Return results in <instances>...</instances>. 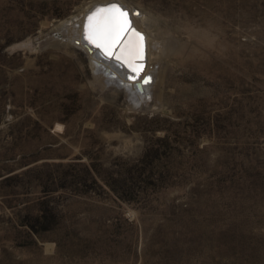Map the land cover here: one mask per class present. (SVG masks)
<instances>
[{
    "label": "rangeland",
    "instance_id": "1",
    "mask_svg": "<svg viewBox=\"0 0 264 264\" xmlns=\"http://www.w3.org/2000/svg\"><path fill=\"white\" fill-rule=\"evenodd\" d=\"M96 1L0 0V264H264V0H122L143 106L55 29Z\"/></svg>",
    "mask_w": 264,
    "mask_h": 264
},
{
    "label": "snow or ice",
    "instance_id": "2",
    "mask_svg": "<svg viewBox=\"0 0 264 264\" xmlns=\"http://www.w3.org/2000/svg\"><path fill=\"white\" fill-rule=\"evenodd\" d=\"M132 15L138 16L139 13ZM83 39L111 64L113 71L106 74L112 79H115L117 70H123L121 81L128 83L121 82V87L131 90L139 85L150 86L152 77L145 74V36L133 26L125 6L113 2L97 7L86 18Z\"/></svg>",
    "mask_w": 264,
    "mask_h": 264
},
{
    "label": "bare ground",
    "instance_id": "3",
    "mask_svg": "<svg viewBox=\"0 0 264 264\" xmlns=\"http://www.w3.org/2000/svg\"><path fill=\"white\" fill-rule=\"evenodd\" d=\"M120 3L121 5L125 6L130 13L131 19L133 21V25L141 30L143 34L145 35V42H146V69L145 74L151 75L152 82L150 86H142V89L139 90L137 87L132 88L131 90L127 89L126 87H123L128 94H130V97L134 98L136 97L139 100L138 106H143L146 104V100L143 99L144 97L148 99L149 96L152 95V91L154 86L159 82V70L157 71V65L161 64L160 60L164 53V43L162 40H158L157 38L154 39L150 35V31L146 29V24L151 23L152 19L151 17H148L147 14H139V16L132 15L136 9L135 6L127 4L125 1L122 0H99L96 2H92L87 4L85 7L81 8L77 13L72 14L70 17L60 21L55 29L58 30L57 32L61 31L63 33H66L69 40L77 46L76 42L80 40V45L78 47L83 48L86 50V53L89 55L91 59L94 60L96 69V72L100 76H107V85L109 82H111V86H116L121 90L120 84L121 82L124 84H127L128 81H121V76L124 74L123 70H117L116 71V77L115 79H112L109 75L106 73L113 71L111 64L108 61H105L102 56L98 55L99 50L95 49L91 45H88L84 39H83V33H84V24L86 22L87 16L94 11L97 7H101L102 5L105 6L110 3ZM143 12V11H142ZM141 13V12H140ZM145 27V28H144ZM102 65L101 67H98L97 65ZM161 81V80H160ZM144 102V103H143ZM149 102V101H148Z\"/></svg>",
    "mask_w": 264,
    "mask_h": 264
},
{
    "label": "water",
    "instance_id": "4",
    "mask_svg": "<svg viewBox=\"0 0 264 264\" xmlns=\"http://www.w3.org/2000/svg\"><path fill=\"white\" fill-rule=\"evenodd\" d=\"M134 26V25H133ZM135 27V26H134ZM137 29V28H136ZM139 32H141V33H143L141 30H139V29H137ZM144 35V34H143ZM145 36V35H144ZM146 62V60L144 61V63ZM142 86L143 85H139L137 88L139 89V90H141L142 89Z\"/></svg>",
    "mask_w": 264,
    "mask_h": 264
}]
</instances>
